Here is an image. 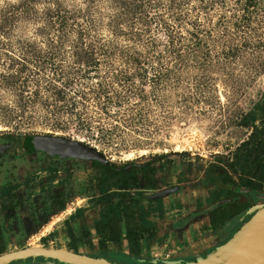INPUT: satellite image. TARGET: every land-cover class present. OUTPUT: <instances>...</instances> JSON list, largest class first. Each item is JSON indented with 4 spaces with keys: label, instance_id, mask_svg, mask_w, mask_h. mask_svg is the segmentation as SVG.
I'll use <instances>...</instances> for the list:
<instances>
[{
    "label": "rangeland",
    "instance_id": "rangeland-1",
    "mask_svg": "<svg viewBox=\"0 0 264 264\" xmlns=\"http://www.w3.org/2000/svg\"><path fill=\"white\" fill-rule=\"evenodd\" d=\"M13 1L0 0V9ZM246 1L186 0L178 5L175 11L191 15L196 35L204 43H194L183 32L181 43H173L177 54L166 52L167 43H161L159 32H154L159 43H124L121 36L113 43H87L98 58L97 75L73 76L68 93L76 96L87 86L107 81L108 69L116 73L113 88L119 91L117 97L110 93L109 101L100 99L109 116L94 114L87 124L56 118L42 112L39 105L28 104L26 112H15L19 94L26 96L34 87V76L27 73L23 84H6L1 74L18 67L15 60L21 54H30L25 41L42 39L36 31L39 22L31 18L9 17L0 22V230L4 251L28 246L74 247L79 253L125 264H188L221 248L250 213L244 210L218 229H209L206 210L224 191L217 181L206 178L205 166L220 157L239 172L254 150L260 151L250 147L257 142L250 133L258 124L251 121L253 105H264V0H252L242 9ZM60 2L68 9L85 10L84 0ZM44 4L39 0L35 8L39 11ZM94 5L92 16L102 17L95 33L110 39L106 26L110 5L106 0ZM77 20L87 26L85 20ZM71 52L70 43L60 46L63 65L71 61ZM54 62L58 64L59 58ZM120 84L131 88L120 92ZM87 103L89 110L97 111L94 102ZM42 133L88 142L115 165L143 163L146 178L140 176L139 181H144V187L118 188L126 185L128 174L103 180L104 170L88 160L53 157L24 146L27 136ZM245 141L251 143L245 145ZM249 152L252 155L245 157ZM166 189L172 190L153 196ZM234 189L253 204L264 199V184L257 181L253 189L239 185ZM136 191L142 194L137 199L131 196ZM120 193L124 197L118 198ZM109 203L118 204L121 226L123 219L130 224L143 219L153 229L151 240H140L136 257L128 255L124 240L105 252L98 249L92 225ZM6 264L67 263L28 257Z\"/></svg>",
    "mask_w": 264,
    "mask_h": 264
},
{
    "label": "trees",
    "instance_id": "trees-1",
    "mask_svg": "<svg viewBox=\"0 0 264 264\" xmlns=\"http://www.w3.org/2000/svg\"><path fill=\"white\" fill-rule=\"evenodd\" d=\"M38 1L15 0L5 3L0 9V22L7 21L9 17L15 20L31 18L39 22L36 31L41 35L42 41H25L31 47L30 54L20 53V59L15 60V64L19 66L1 74L6 84H16V82L23 84L27 73L34 76V87L26 93V96L21 92L17 98L18 108L15 112L20 114L28 110L29 104L30 106L39 105L42 112L77 124H87L88 118L96 117L94 114L109 116L100 99L109 101L110 93L115 97L119 95V91L113 88L117 75L111 70L108 69L105 72L107 81H99L92 87L87 86L86 91H77L76 96L68 93V86L73 76L87 78L97 75L98 58L93 56L87 43H113L118 36L124 38V43H159L161 41L155 37L157 32L163 36L161 43H167L165 49L169 54H177V47L173 43H181L183 32L192 37L194 43H204L196 35V23L191 15L187 11L182 13L175 11V8L186 0H106L110 5V12L106 16V26L112 36L110 39L95 33V27L98 26L102 17L100 14L96 20L91 14V6L99 0H84V12L81 9H68L62 6L60 0H43L45 4L38 11L35 8V3ZM252 2V0L244 2L242 9L251 5ZM77 17L85 20L87 26L81 25ZM152 25L157 26L152 28ZM63 43H70L72 47L71 61L65 65L61 61L64 54L60 53V46ZM57 58L60 61L58 64L54 62ZM125 77L128 76L123 75V78ZM129 88H131L130 85L120 84V92ZM89 100L94 102L97 111L88 109ZM253 106L251 121L257 120L258 124L253 125L250 137H254L257 142L256 145L251 143L252 139L251 142L245 141L243 144L251 143L250 147L256 146L260 151L254 150L253 155L249 152L245 157L250 155L252 157L239 172L234 171L230 165L226 166L220 157L208 162L205 166L206 178L217 181L223 186L224 191V195L218 200L221 202H214L206 210L207 225L210 230L218 229L223 223L253 204L250 198H241V194L234 189L236 185L253 189L256 181L264 184V105L256 103ZM33 138L34 135L26 137L24 141L26 148L34 150ZM91 163L104 170L101 176L103 180L114 175L128 174L126 185L118 188L127 189L130 185L137 189L144 187V181H139L140 176L146 178L144 164L127 162L121 165L119 170H115L95 160H91ZM128 164H130L129 167H127ZM140 192L136 191L134 195H131L132 198L141 197ZM121 197H124L123 193L118 195V198ZM1 210L5 211V206H2ZM121 222L118 204L113 206L109 203L100 211L98 219L92 225L97 235L98 249L105 252L108 246L117 247L124 240L128 255L136 257L140 250V240H151L153 229L143 219H140L138 224H130L123 219V226H121ZM66 232L72 235L70 227ZM4 249L0 230V253L4 252ZM71 249L77 252L74 247ZM103 257L115 262L114 259Z\"/></svg>",
    "mask_w": 264,
    "mask_h": 264
},
{
    "label": "water",
    "instance_id": "water-1",
    "mask_svg": "<svg viewBox=\"0 0 264 264\" xmlns=\"http://www.w3.org/2000/svg\"><path fill=\"white\" fill-rule=\"evenodd\" d=\"M33 147L48 155L96 160L102 165L116 168L98 149L78 138L57 133L34 135ZM141 165V164H138ZM127 165V167H129ZM172 189L153 193L162 196ZM221 202V201H218ZM250 216L236 229L221 248L213 253L195 258L188 264H264V200L246 209ZM28 257H46L67 264H119L103 257H94L63 248L28 246L0 253V264Z\"/></svg>",
    "mask_w": 264,
    "mask_h": 264
},
{
    "label": "flooded vegetation",
    "instance_id": "flooded-vegetation-1",
    "mask_svg": "<svg viewBox=\"0 0 264 264\" xmlns=\"http://www.w3.org/2000/svg\"><path fill=\"white\" fill-rule=\"evenodd\" d=\"M34 151V150H33ZM36 151V150H35ZM39 152H42V151H39ZM42 153H44V152H42ZM46 154V153H45ZM48 155V154H47ZM53 157H58L57 155H52ZM62 158H71V157H62ZM72 159H77V158H72ZM77 160H84V159H77ZM87 161V160H86ZM88 161H90L91 162V160H88ZM96 161V160H95ZM101 164V163H100ZM114 164V163H113ZM136 164H143V163H136ZM129 165V164H128ZM114 166L116 167V168H112V169H115V170H119L120 169V166L119 165H115L114 164ZM108 167V166H107ZM264 200V199H263ZM73 251V250H72ZM104 258V257H103ZM115 260V262L116 263H119V264H125V263H123V262H121V261H119V260H116V259H114ZM16 261V260H15ZM12 262V261H11ZM112 262V261H111Z\"/></svg>",
    "mask_w": 264,
    "mask_h": 264
}]
</instances>
